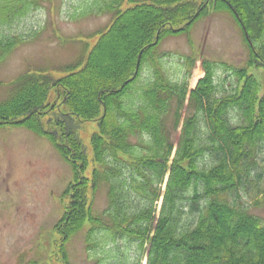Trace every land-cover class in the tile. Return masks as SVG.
I'll list each match as a JSON object with an SVG mask.
<instances>
[{
	"label": "trees",
	"instance_id": "trees-1",
	"mask_svg": "<svg viewBox=\"0 0 264 264\" xmlns=\"http://www.w3.org/2000/svg\"><path fill=\"white\" fill-rule=\"evenodd\" d=\"M42 1L0 0V28ZM90 11L111 20L84 58L61 75L21 73L0 100V127L45 137L71 166L55 224L61 260L72 264L67 244L84 231L87 251L137 244L131 259L119 251L112 264H264V217L251 210L264 205V0H94ZM210 11L234 18L248 51L242 67L222 63L230 90L218 87L209 59L191 83L188 57L187 74L174 81L158 51L170 36L189 38ZM22 42L0 35V62ZM145 68L151 75L139 84ZM87 121L98 126L91 153L78 131Z\"/></svg>",
	"mask_w": 264,
	"mask_h": 264
},
{
	"label": "rangeland",
	"instance_id": "rangeland-1",
	"mask_svg": "<svg viewBox=\"0 0 264 264\" xmlns=\"http://www.w3.org/2000/svg\"><path fill=\"white\" fill-rule=\"evenodd\" d=\"M93 1L43 0L26 16L0 28V35L23 38V42L0 62V100L7 95L9 83L21 73L50 71L61 75L65 65L85 57L97 39L93 34L111 20L110 14L91 13ZM86 11L87 14L82 15ZM119 39L127 43L125 36ZM158 51L164 53V69L174 81H181L187 74L188 57L194 59L191 83L203 75V59L214 61L218 65V87L226 90L231 89L234 80L229 75L230 69L222 63L242 67L248 56L234 18L227 12L214 11L195 23L189 38L170 36L160 43ZM107 55L111 59L114 56ZM150 75L145 68L139 84L147 81ZM97 129L96 121L79 124V135L89 153L90 136ZM71 177L70 164L48 139L23 126L0 127V264L31 261V264H64L59 255L55 224L63 213L62 195ZM164 188L165 183L162 190ZM160 204L161 199L156 204L157 212ZM93 206L98 214L106 207L104 185ZM251 210L264 217L263 204ZM86 247L84 231L72 237L66 247L69 261L72 264H112L120 262L119 251L125 254V260L139 251L136 243L126 240L117 245L106 242L88 251ZM147 249L146 245L145 251ZM141 264H146V257Z\"/></svg>",
	"mask_w": 264,
	"mask_h": 264
}]
</instances>
